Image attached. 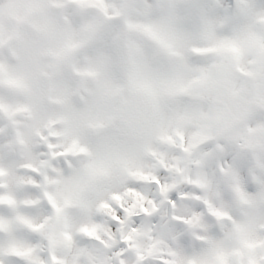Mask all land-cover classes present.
I'll list each match as a JSON object with an SVG mask.
<instances>
[{
  "label": "clouds",
  "instance_id": "obj_1",
  "mask_svg": "<svg viewBox=\"0 0 264 264\" xmlns=\"http://www.w3.org/2000/svg\"><path fill=\"white\" fill-rule=\"evenodd\" d=\"M0 264H264V0H0Z\"/></svg>",
  "mask_w": 264,
  "mask_h": 264
}]
</instances>
